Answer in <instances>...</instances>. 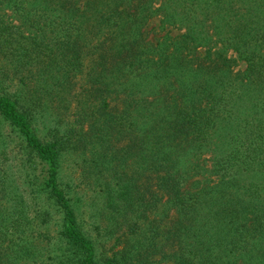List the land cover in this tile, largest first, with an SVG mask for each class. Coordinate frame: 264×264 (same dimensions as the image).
Returning <instances> with one entry per match:
<instances>
[{
	"label": "trees",
	"instance_id": "1",
	"mask_svg": "<svg viewBox=\"0 0 264 264\" xmlns=\"http://www.w3.org/2000/svg\"><path fill=\"white\" fill-rule=\"evenodd\" d=\"M6 1L31 27L0 6V264H100L68 159L97 193L96 226L122 231L102 264H264V0H164L165 22L187 30L156 43L142 32L153 0ZM212 42L246 69L212 52L190 67L185 50Z\"/></svg>",
	"mask_w": 264,
	"mask_h": 264
},
{
	"label": "rangeland",
	"instance_id": "2",
	"mask_svg": "<svg viewBox=\"0 0 264 264\" xmlns=\"http://www.w3.org/2000/svg\"><path fill=\"white\" fill-rule=\"evenodd\" d=\"M1 6V12L6 15V17L9 20H13L14 23L20 24L23 30L26 31L27 28L31 27L24 26L18 16L19 13H17L14 8L6 1L4 4H0ZM164 7V0H153L152 3V11L150 12V16L144 23V28L142 29V32L144 34V38L146 42H153L156 43L159 39H162L168 35L171 36H183L186 33L187 27L179 24L174 23H167L164 20L165 19V13L163 12ZM41 19V18H40ZM210 21V18H209ZM216 40V37L214 38ZM221 44H215V43H208L204 46H194L193 49L185 50V55L190 61L188 60V63L190 64V67L197 68L198 65L206 64L210 65L212 60L211 58H207V55L212 53H222L223 56L229 58L231 60L232 65V75L237 76L239 73L243 72L247 64L246 62L241 58L240 53L235 50L234 48H228V49H222ZM80 83L83 82L82 80L79 81ZM21 85L17 80H14L13 82H7L6 83V90L9 93H16L18 90H20ZM171 95L174 94V91L171 93ZM122 96L118 97L116 100H114V103L117 106H122L121 102ZM74 104L72 105V109L74 110ZM57 108L53 107V111H55ZM57 113V112H54ZM47 120H54V116L51 115V117H47ZM4 136L6 137L9 145L7 146V150L10 151V158L9 166L11 169V172L13 173V177L16 180V183L18 184L20 188V191L22 194L26 197H30L32 195V189L30 188V185L25 181L26 179V173L27 170L22 169V161H24L26 158L25 155V149L23 140L17 135V132L14 133L11 131V129L8 127L6 128V132H4ZM213 151H207L204 154L201 155L202 160L209 163L211 159V156ZM81 167H77L72 160H66L64 162L63 166V177L65 181H70L72 185V194L77 199L78 197H81L79 202V210L82 213V219L84 221V227L90 232L92 237L94 238L97 248H98V260L99 263L102 264L105 257L112 255L114 249H117L120 247V245H117L115 248L114 245L116 243L117 238L122 234V231H118V229L114 228L116 230L115 234L113 236L106 235V225H108V219L103 217V220L100 221L101 227L98 228L97 222H95L94 219L95 216L94 213L96 212L94 205H92L96 198L97 193H95L93 188H90L86 186V182L81 181ZM193 180V179H192ZM191 180V181H192ZM190 181V182H191ZM189 188V185H188ZM38 200V199H37ZM42 205L46 207H53V203L49 202L47 198L42 197L41 200H39ZM54 209V208H53ZM97 215L99 213H96ZM53 221L52 224L54 225V228L59 227L60 225V214L56 213L53 214ZM173 215L169 217L165 222H163L162 226L170 227L172 225L173 221ZM113 249V250H112ZM158 264H170L169 262H160ZM242 264V262L240 263Z\"/></svg>",
	"mask_w": 264,
	"mask_h": 264
}]
</instances>
